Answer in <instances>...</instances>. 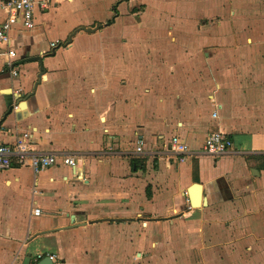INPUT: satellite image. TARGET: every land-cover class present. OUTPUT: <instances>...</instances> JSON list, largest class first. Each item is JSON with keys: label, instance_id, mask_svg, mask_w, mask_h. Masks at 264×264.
Returning a JSON list of instances; mask_svg holds the SVG:
<instances>
[{"label": "crops", "instance_id": "1", "mask_svg": "<svg viewBox=\"0 0 264 264\" xmlns=\"http://www.w3.org/2000/svg\"><path fill=\"white\" fill-rule=\"evenodd\" d=\"M32 18L0 46V144L57 163L0 170V264H264V0H36ZM217 131L231 151L199 152Z\"/></svg>", "mask_w": 264, "mask_h": 264}, {"label": "built area", "instance_id": "2", "mask_svg": "<svg viewBox=\"0 0 264 264\" xmlns=\"http://www.w3.org/2000/svg\"><path fill=\"white\" fill-rule=\"evenodd\" d=\"M36 4V0H3L1 9L5 15L4 20L0 23V46H7L9 44V32L14 25L20 24L26 29L33 27V9ZM57 43H49V47L56 46ZM14 51L10 48L6 49L5 58L3 60V66L8 70L11 76H18V71L15 70L12 65V58L14 57ZM14 93L21 95V89L18 87L14 89ZM211 106L216 107L215 101H211ZM216 112L212 113V117H216ZM141 141H138L136 152L141 151ZM168 148L171 152L177 154L179 161L185 160V158L192 152L189 146L181 141L177 136H172L168 142ZM232 149L231 140L223 133L210 132L208 133L202 143L199 150L201 153L210 155H222L230 152ZM13 156H17L22 162H27L34 173L44 170L57 163V159L54 155H37L34 154L30 146L26 141V135L16 138L13 144H0V170L9 168L10 161ZM61 163L75 169L77 160L74 157L66 156L61 159ZM33 215H38L40 210L34 208ZM50 260L54 262L53 255H47ZM40 257V256H39Z\"/></svg>", "mask_w": 264, "mask_h": 264}, {"label": "water", "instance_id": "3", "mask_svg": "<svg viewBox=\"0 0 264 264\" xmlns=\"http://www.w3.org/2000/svg\"><path fill=\"white\" fill-rule=\"evenodd\" d=\"M199 191H200L199 184H193L190 187L189 193L191 192V197L189 199V203L191 207H196L198 205ZM202 204L203 205L205 204L204 200L202 201ZM35 264H54V262L50 260L48 256H45L40 260H38Z\"/></svg>", "mask_w": 264, "mask_h": 264}]
</instances>
